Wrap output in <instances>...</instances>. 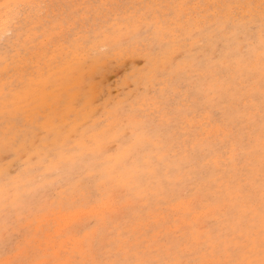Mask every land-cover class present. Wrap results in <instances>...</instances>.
I'll return each instance as SVG.
<instances>
[{"label":"rangeland","instance_id":"1","mask_svg":"<svg viewBox=\"0 0 264 264\" xmlns=\"http://www.w3.org/2000/svg\"><path fill=\"white\" fill-rule=\"evenodd\" d=\"M10 2L35 7L24 13L26 27L11 25L10 38L0 13V262L74 264L107 258L109 241L120 234L161 248L196 243L208 225L221 227L208 204L225 170L218 146L227 143L230 152L233 142L256 144L253 130L259 135L264 37L259 8L247 5L261 0ZM162 3L245 7L231 31L215 17L207 21L195 51L165 32L127 40L130 18ZM83 4L108 7H76ZM97 33L123 35L125 43H105ZM237 64L251 76L255 123L238 110ZM146 84L158 85L162 103L145 96ZM162 104L173 115L157 117L149 148L164 144L167 159L159 176L139 179L125 144L136 123L129 113H142L151 126ZM248 159L258 175V151L240 163ZM6 246L14 250L5 254Z\"/></svg>","mask_w":264,"mask_h":264},{"label":"snow or ice","instance_id":"2","mask_svg":"<svg viewBox=\"0 0 264 264\" xmlns=\"http://www.w3.org/2000/svg\"><path fill=\"white\" fill-rule=\"evenodd\" d=\"M32 7L35 6L0 0V13L5 18L3 30L5 38L11 37L12 24H17L21 29L28 25L29 19L24 13ZM76 7L92 9L108 6L83 4ZM147 7L155 11L148 14L140 13L130 18L127 40L133 41L143 33L160 35L161 32H165L170 33L180 43L191 42L192 50L195 51L197 42L210 27L207 21L215 17L218 21H223V30L231 31L232 21L238 18L236 10L245 6L231 3L198 5L162 3ZM247 7L249 9L259 8L261 34L264 37V0H261L258 6L247 5ZM194 9L199 11L194 12ZM201 21L205 23L204 28L197 26ZM101 35L105 43L109 40L113 41L116 46H122L125 43L123 35L97 33V38ZM68 38H71V32ZM75 42L78 45L81 43L79 40ZM198 68L202 71L203 65ZM228 71H233V65L229 66ZM235 72L239 76L237 103L242 105V108L238 110L248 114V118L255 123V116L247 103L250 98L254 99L249 91L251 76H245L239 64L235 66ZM260 72L259 135L257 137L254 130L250 134L251 137L256 138L257 143L253 144L251 138L246 144L233 142L230 152L227 143L218 146L221 149L219 154L226 160L225 170L219 177L221 186L211 192L208 204L215 208L216 218L222 221L223 225L221 227L208 225L207 237L198 238L196 243L188 238L175 245L161 248L144 247L139 243L132 244L129 238L120 234L109 241L107 258H93L77 261L74 264H264V52L261 56ZM157 87L156 84L151 86L146 84L145 96L155 97L158 102L162 103V93L156 91ZM162 107L163 110L157 108L151 126L144 122L142 113L134 110L129 113L136 123L129 124L132 128V136L125 137V144L128 155L135 158L134 165L139 179H143L146 173H150L153 177L159 176L163 162L167 159L166 155H161L166 152L164 144H159L155 150L149 148L150 142L155 138L153 127L157 124V117L162 121L165 117L171 119L173 115L167 111L166 104H162ZM257 151L259 154L258 175L251 159H248L246 164L240 163L245 154L252 157ZM228 163L234 167H228ZM201 210L200 207L193 209L196 212ZM13 250L6 246L5 254ZM0 264H43V262L16 258L0 262ZM57 264H62V262H57Z\"/></svg>","mask_w":264,"mask_h":264},{"label":"bare ground","instance_id":"3","mask_svg":"<svg viewBox=\"0 0 264 264\" xmlns=\"http://www.w3.org/2000/svg\"><path fill=\"white\" fill-rule=\"evenodd\" d=\"M4 21V20H3ZM2 25V24H1ZM78 212V211H77ZM79 215V214H78ZM78 215H77V217H78ZM83 215H84V213H83ZM76 216V215H75ZM79 216H81V214L79 215ZM68 219V218H67ZM71 219V218H70ZM68 223V222H67ZM81 245V244H80Z\"/></svg>","mask_w":264,"mask_h":264}]
</instances>
